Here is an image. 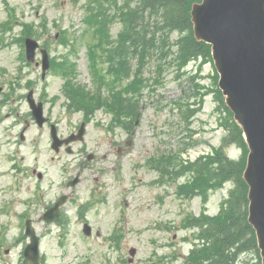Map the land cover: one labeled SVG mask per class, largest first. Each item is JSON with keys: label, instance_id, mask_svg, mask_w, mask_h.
Instances as JSON below:
<instances>
[{"label": "rangeland", "instance_id": "rangeland-1", "mask_svg": "<svg viewBox=\"0 0 264 264\" xmlns=\"http://www.w3.org/2000/svg\"><path fill=\"white\" fill-rule=\"evenodd\" d=\"M124 1L112 5L113 0H104L108 15H116L110 20L112 38L125 29L119 17ZM89 2L0 0V227H4L0 228V264H26L22 254L28 242L26 218L33 219L40 237L43 264H182L198 243L193 235L196 227L186 226L185 218L216 215L234 183L229 180L210 189L206 199L186 198L176 193V184L186 176L174 181L154 165L178 151L183 159L194 160L222 143L228 132L221 124L224 112L214 90L215 68L202 56L180 66L174 59L177 46H170L179 35L173 31L162 44L163 53L152 48L140 66L135 56L129 57V69L119 66L122 77L115 82L106 74L112 56L109 61L99 60L97 67L106 82L99 81L84 43V37L91 39L83 30ZM62 34L67 44L59 42ZM25 37L39 41L50 61L68 55L74 65L73 80L84 90L99 89L109 97L117 89L129 97L123 85L143 79L141 96L130 94L136 103L131 120L122 114L119 122L113 121L111 112L101 107L86 123L79 111L69 110L63 95L68 78L53 68L42 77L39 51L38 65L26 60ZM114 40L109 52L116 49ZM30 90L44 104L48 121L42 126L35 123L26 101ZM82 121L84 139L71 144L72 153L65 146L57 152L51 148V123L63 138L76 132ZM224 151L236 160L243 153L230 142ZM88 154L93 155L89 160ZM78 173L79 182L66 187ZM61 194H68L61 206L64 223L43 222L45 206ZM85 222L92 227L90 235L82 231ZM131 248L134 255L129 254ZM248 254L242 257L249 258Z\"/></svg>", "mask_w": 264, "mask_h": 264}, {"label": "trees", "instance_id": "trees-1", "mask_svg": "<svg viewBox=\"0 0 264 264\" xmlns=\"http://www.w3.org/2000/svg\"><path fill=\"white\" fill-rule=\"evenodd\" d=\"M89 1L87 8L89 13L84 15L83 19L87 27L83 30L84 36L90 34L91 39L84 37V43L87 45L92 73L99 81L106 82L101 72L102 68L97 67L99 60L109 61L108 56H112L106 74L112 75L111 80L115 82L122 77L121 70H118L119 66L123 70L129 69L127 67L130 64L129 57L135 56L140 66L141 62L144 64V57L152 48L163 53L162 44L173 31H178L179 35L170 46H177L174 59L180 66L200 56L204 62L211 61L209 45L195 40L192 33L189 10L194 0H125L120 5L119 13L125 29L114 37L118 44L113 52L108 51V46L115 41L110 34V20L113 21L116 15H108L107 3L104 0ZM116 3L117 0H113L112 5ZM59 42L67 44V37L62 34ZM71 45L74 50V44ZM67 56L62 55V59L58 61L54 58L52 68L55 71L61 70L68 78L63 92L69 100L67 104L69 110L82 111L84 118L88 120L97 109L105 107L111 112L113 121L119 122L122 114L130 121L136 104L130 94L141 96L146 82L143 79L127 81L123 85V92L129 94V97L123 96L121 90L117 89L112 90L109 97H105L99 89L91 92L74 82V76L71 75L74 74V65ZM114 57L120 59L116 60ZM134 75L135 73L133 76L131 74L132 78ZM214 90L224 112L225 119L221 124L228 132L220 146L213 147L212 153L202 155L193 161L184 160L179 156L181 154L179 151L174 152L160 158L154 167L162 174L168 173L170 179L174 181L185 175L186 178L176 184V192L186 198L200 195L206 199L210 189L220 188L229 180L234 183L228 197L221 203L220 212L216 215L203 214L186 218L185 224L197 227L193 235L200 243L190 250L182 264H261L256 236L247 220V185L241 177L245 166L246 144L240 127L224 104L220 90L217 86ZM126 123L127 121H124V126ZM227 142L236 143L243 150L240 159L235 160L226 155L224 148ZM151 158L149 160L155 159ZM245 253L250 254L249 258L242 257Z\"/></svg>", "mask_w": 264, "mask_h": 264}, {"label": "water", "instance_id": "water-1", "mask_svg": "<svg viewBox=\"0 0 264 264\" xmlns=\"http://www.w3.org/2000/svg\"><path fill=\"white\" fill-rule=\"evenodd\" d=\"M193 34L196 40L211 45V54L218 71V86L233 118L242 128L248 146L243 178L248 184V221L253 226L262 264H264V0H201L193 2L190 9ZM26 57L32 61L39 43L25 39ZM42 74L49 66L47 50L41 48ZM32 114L39 125L43 116L42 102H35L32 91L27 95ZM85 125L81 123L76 134L59 139L51 125L52 147L59 149L62 143L82 139ZM67 151H71L67 147ZM78 181L76 176L68 184ZM60 197L48 209L43 219L52 221L58 217ZM89 226L84 231L89 233ZM26 233L30 242L24 249L30 264H39V237L31 220L26 221ZM131 254L134 249H131Z\"/></svg>", "mask_w": 264, "mask_h": 264}]
</instances>
